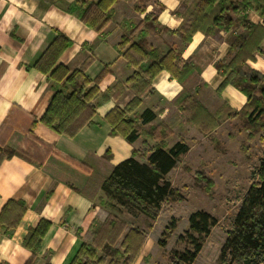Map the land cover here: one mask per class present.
Masks as SVG:
<instances>
[{"label": "crops", "instance_id": "0c3cea01", "mask_svg": "<svg viewBox=\"0 0 264 264\" xmlns=\"http://www.w3.org/2000/svg\"><path fill=\"white\" fill-rule=\"evenodd\" d=\"M76 1L0 0V139L8 146L24 149L40 146L38 140H41L51 148L43 166L17 156L5 158L0 164V213L9 201L23 202L26 208L10 234L0 230V264H25L29 260L32 253L23 242L29 230L42 220L48 221L50 228L41 242L35 264H71L80 246L91 241L93 224L96 222V228L99 227L109 215L100 201L105 194L100 190L90 199L78 190H83L93 175V186L88 192L94 194L113 168L130 158L144 141L155 145V141L143 135L132 144L121 136H111L106 116L115 107L124 109L134 98H140L137 113L151 110L156 114V119L143 125L142 130L160 124L170 126L173 134L167 146L173 147L184 140L189 146L184 156L186 163L193 150L191 139L209 136H203L198 127L189 124L186 113L174 104L184 89L212 115L223 107L227 108L224 112L240 111L247 102V97L232 85L218 93L224 76L215 67L217 62L227 58L241 29H218L211 36L199 31L183 46L171 31L178 30L184 21L189 5L186 0H121L114 7L113 20L98 33L66 10ZM135 6L145 7V10L138 12ZM153 10H160L161 29L148 33L149 46L164 51L170 47L182 49V59L193 63L194 74L183 85L167 71H162L152 82L151 90L138 95L128 81L138 68L129 67L125 52L139 42L143 28L134 30ZM246 17L251 23L264 26L263 18L256 12L249 11ZM59 33L72 44L57 65L66 67L70 74L86 65L85 76L91 81L89 87L95 86L94 81L102 71H107L98 86L92 123L73 138L58 134L41 122L54 92L49 75L34 65ZM123 37L128 44L121 49ZM262 47L264 53V44ZM247 64L264 75V54H257ZM117 84L120 87L114 90ZM231 120L235 119L224 118L212 135ZM34 122L36 127H33ZM136 158L144 161L139 155ZM69 159L88 165L85 168ZM176 170L170 173V178ZM157 224L158 221L151 222V227L148 225V230L145 229L147 238L134 264L147 263L155 248L158 253L165 249L155 245L152 233Z\"/></svg>", "mask_w": 264, "mask_h": 264}, {"label": "trees", "instance_id": "16d2710c", "mask_svg": "<svg viewBox=\"0 0 264 264\" xmlns=\"http://www.w3.org/2000/svg\"><path fill=\"white\" fill-rule=\"evenodd\" d=\"M120 1L78 0L66 10L91 29L102 33L113 20L114 7ZM186 1L189 5L184 13V21L178 30L171 31L180 38L183 46L199 31L211 36L218 29L242 30L232 44L227 58L217 62L215 67L224 76L218 93L232 85L247 97V102L240 111L224 112L227 108L223 107L217 114L212 115L184 89L174 104L186 113L187 122L198 127L205 137L211 136L224 118L238 120L239 127L247 132L246 142L242 143L241 148L247 154L249 145L257 137L264 141V75L247 64L257 54H264V26L251 23L246 14L254 11L264 20V0ZM135 9L143 12L145 7L135 6ZM159 11L153 10L135 28L134 32L143 28L142 37L125 52L129 67L138 68L128 80L138 95L151 90L152 82L162 71H167L183 85L194 74L193 63L182 59V49L170 47L168 51H164L149 46L146 40L148 33L161 29L158 23ZM71 44L70 39L59 33L34 67L49 75L54 92L41 122L54 132L73 138L86 125L92 123L96 114L94 101L99 95L98 86L107 71H102L94 81L95 86L89 87L91 81L85 76L86 65L71 74L66 67L57 65L59 58ZM127 44L126 37H123L121 49L126 48ZM119 87L117 84L114 90ZM140 105L141 99L136 97L124 109L115 107L111 110L106 116L111 126L110 135L121 136L131 144L143 135L155 141V145L151 146L144 141L139 149L133 150L130 158L113 168L96 187L94 194L88 192L93 186V175L84 189L78 190L90 199H94L102 190L105 195L100 200L101 205L109 211V215L99 227L96 228V222L93 224L91 241L80 246L71 264H134L146 241L147 233L134 221L123 217L129 216L136 220L137 217L144 216L150 222L157 221L163 207L176 202L179 194L173 186L170 173L180 168L191 171L184 158L189 151L188 144L180 140L173 147H168L167 140L173 131L165 124L150 126L149 130L143 131V125L153 122L156 114L151 110L137 113ZM33 127H36V122ZM2 141L0 139V164L5 158L17 156L33 165L43 166L51 153V148L41 140H38L40 146L34 145L33 149L11 147L5 140ZM215 145L217 148L220 146L218 141ZM137 155L143 157L144 161L137 159ZM69 160L85 168L88 165L74 159ZM195 179L205 182V191L212 192L215 183L203 171H196ZM25 212L23 202H7L0 213V230L10 234ZM216 224L217 219L210 213L203 210L193 212L188 218L189 230L186 235L178 236V240L189 241L193 249L172 252L171 263L194 264L203 249L204 239L210 235ZM49 228L50 223L42 220L37 227L29 230L23 244L32 255L25 264H35L37 252ZM160 243L165 247L164 242ZM217 264H264V157L251 175L249 188L222 244Z\"/></svg>", "mask_w": 264, "mask_h": 264}, {"label": "rangeland", "instance_id": "374dc122", "mask_svg": "<svg viewBox=\"0 0 264 264\" xmlns=\"http://www.w3.org/2000/svg\"><path fill=\"white\" fill-rule=\"evenodd\" d=\"M246 137L247 132L239 127L238 120H231L216 135L201 140L191 139L193 150L185 163L191 171L180 168L171 174L173 186L179 194L176 202L163 207L157 227L152 233L155 245L160 246V242H164L165 249L158 253L155 248L147 263L143 261V264H172V252L193 249L189 241L178 240V236L186 235L189 216L199 210L213 215L217 224L204 239L203 249L194 264H217L222 244L249 188L251 175L264 157V141L258 137L249 145L247 154L242 152V143L246 142ZM216 141L220 144L219 148L215 145ZM196 171H203L206 177L214 181L211 193L205 191V182L196 181ZM123 219L134 221L144 230H148L151 224L144 216L136 220L129 216Z\"/></svg>", "mask_w": 264, "mask_h": 264}, {"label": "bare ground", "instance_id": "6f19581e", "mask_svg": "<svg viewBox=\"0 0 264 264\" xmlns=\"http://www.w3.org/2000/svg\"><path fill=\"white\" fill-rule=\"evenodd\" d=\"M160 88L163 90V88L160 86Z\"/></svg>", "mask_w": 264, "mask_h": 264}]
</instances>
